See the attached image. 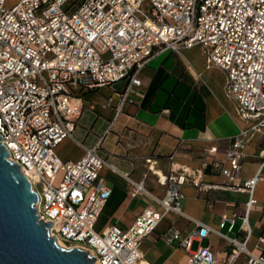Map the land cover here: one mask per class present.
<instances>
[{"label":"built area","instance_id":"1","mask_svg":"<svg viewBox=\"0 0 264 264\" xmlns=\"http://www.w3.org/2000/svg\"><path fill=\"white\" fill-rule=\"evenodd\" d=\"M194 47L203 50L207 67L225 72L226 96L246 126L223 149L206 145L198 168L171 162L160 173L150 167L164 187V194L157 195L145 179H133L102 155L103 136L92 147L75 138L84 109L81 95L123 83L118 116L130 95L139 94L142 71L151 59ZM0 136L9 159L20 165L39 195L38 215L52 222L50 234L68 248L90 251L97 264H146L142 241L171 213L186 216L183 188L189 184L201 192L248 194L240 224L244 239L225 235L232 247L226 264H235L243 254L245 264H264V255L247 246L249 215L258 204L255 190L264 181V147L256 174L248 179L241 175L248 146L264 137V0H18L11 8L0 0ZM68 138L84 146L79 160L58 155L57 147ZM105 168L128 180L132 197L151 201L126 228L97 229L112 194L102 176ZM207 170L222 181H204ZM195 222L197 228L183 235L172 221L163 238L190 251L194 240L218 231ZM228 222L230 233L235 217L224 216L219 227ZM216 263L210 246H200L189 260Z\"/></svg>","mask_w":264,"mask_h":264},{"label":"crops","instance_id":"2","mask_svg":"<svg viewBox=\"0 0 264 264\" xmlns=\"http://www.w3.org/2000/svg\"><path fill=\"white\" fill-rule=\"evenodd\" d=\"M191 49L184 50L181 54L164 53L151 59L142 71L143 86L139 94L130 95V101L125 103L123 112L118 116L116 107L120 101L119 91L123 90L124 85L120 90H116L114 86L102 87L81 95L84 104L83 114L85 110L90 114H96L95 124L98 123L99 134L102 129L104 134L100 136L94 134L91 144L87 145L86 141L91 134L88 130L85 138L80 141L84 142V146L92 147L103 136L102 155L120 171L129 172L133 179H145L148 188L157 195L164 194V187L159 184L158 176L150 170V167L160 173H166L171 167V162L198 168L206 145H220L223 149L228 139L237 135L246 126L236 113L234 101L229 111L224 99H221L211 87V81L203 78L204 68L220 69L207 67L204 57V68L195 67L184 56L185 52ZM220 71L224 73V97L228 98L225 93L226 74ZM164 81L165 89L162 90L160 85ZM175 90L176 95L173 93ZM199 95L202 96L205 105L199 99ZM154 102H157L156 110L152 109ZM166 103L175 106V118H172L171 109L165 108ZM203 106H205L204 117L201 116ZM109 122L111 125H118L117 132L112 135L108 130ZM201 125H204V128H201ZM63 142L76 147L73 156H63L59 152L58 148ZM63 142L57 147V153L64 161H76L85 155L84 146L80 143L71 138ZM105 142L108 146H105ZM262 147H264L263 136L248 146L250 156L243 163L241 174L243 179L253 177L260 168L261 159L258 153ZM174 152L175 156L171 161L168 157ZM147 159L152 161L148 162ZM102 176L111 186L112 194L99 216L98 231H104L115 224L125 228L130 226L151 201L146 197H132L129 192V182L121 173L105 168ZM203 180L220 183L222 178L207 170ZM183 191L185 198L182 201V209L186 216L171 213L142 241L140 248L144 262L189 264L191 253L196 252L200 246H210L217 256L216 264H226L232 247L225 235L244 239L245 234L240 230V224L248 194L224 189L201 192L190 184L186 185ZM255 197L258 204L249 215L252 235L247 246L252 253L264 255V242L261 241L264 237V181L256 187ZM224 216L236 218V227L230 233L229 222L224 228L219 227ZM172 221H175V225L183 235L197 228L195 221L218 231H211L209 237L203 241L194 240L190 251H187L178 244H169L163 238ZM205 240H207L206 244ZM245 262L243 254L235 264H245Z\"/></svg>","mask_w":264,"mask_h":264},{"label":"water","instance_id":"3","mask_svg":"<svg viewBox=\"0 0 264 264\" xmlns=\"http://www.w3.org/2000/svg\"><path fill=\"white\" fill-rule=\"evenodd\" d=\"M0 136V264H97L81 247H63L36 207L40 198Z\"/></svg>","mask_w":264,"mask_h":264},{"label":"rangeland","instance_id":"4","mask_svg":"<svg viewBox=\"0 0 264 264\" xmlns=\"http://www.w3.org/2000/svg\"><path fill=\"white\" fill-rule=\"evenodd\" d=\"M17 1L18 0H6V6L8 8H11L17 3ZM184 56L185 59L190 63H192L195 67L204 68L203 57L205 59V54L202 49L195 47L185 52ZM203 74H204L203 78L209 79V82L211 81V87L221 99H224V101L228 106L229 111H231V107H233L234 105L233 100L225 98L223 93L224 73L217 69L207 70L204 68ZM122 86L123 83H117L114 85V88L116 90H120L122 89ZM86 105H88V103ZM95 122H96V114H90L88 110H85L81 120L79 121V126L76 128L74 134L75 138L79 141L83 140L85 138L87 131L90 130L91 131L90 137L86 141V144L90 145L91 138L93 137L94 134H97L98 136L103 135L104 129H102L103 131L101 132V134H99L100 130H98V123L95 124ZM117 128L118 125H111V122L108 123V130H110L109 132L110 135L117 132ZM105 146H108L107 142H105ZM58 150L63 156L71 157L76 153V147L74 145H68L66 144V142H63L59 146ZM206 241L207 240L204 241L205 244Z\"/></svg>","mask_w":264,"mask_h":264},{"label":"trees","instance_id":"5","mask_svg":"<svg viewBox=\"0 0 264 264\" xmlns=\"http://www.w3.org/2000/svg\"><path fill=\"white\" fill-rule=\"evenodd\" d=\"M160 89H162V90L165 89V81L162 82V84L160 85ZM173 93H174V95H176V90L173 91ZM199 99H200L201 101H203V105H205L204 100H203V98H202L201 95H199ZM156 105H157V102H154V106L152 107L153 110H156V109H155V106H156ZM174 107H175V106H174ZM174 107L171 106V105L168 104V103L165 104V108H170V109H171V111H172V118H175ZM159 109H161V107H159ZM204 110H205V106H203V108H201V111H202L201 116H202V117H204ZM176 121H177L178 123L180 122L178 119H177ZM200 127H201V128H204V125H201Z\"/></svg>","mask_w":264,"mask_h":264},{"label":"bare ground","instance_id":"6","mask_svg":"<svg viewBox=\"0 0 264 264\" xmlns=\"http://www.w3.org/2000/svg\"><path fill=\"white\" fill-rule=\"evenodd\" d=\"M58 243H59L61 246H63V247H67V248H68V246H66L62 241L58 240Z\"/></svg>","mask_w":264,"mask_h":264}]
</instances>
